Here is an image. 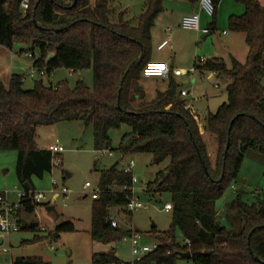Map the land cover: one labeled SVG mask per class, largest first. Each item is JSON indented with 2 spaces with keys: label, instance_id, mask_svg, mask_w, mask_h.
<instances>
[{
  "label": "trees",
  "instance_id": "trees-1",
  "mask_svg": "<svg viewBox=\"0 0 264 264\" xmlns=\"http://www.w3.org/2000/svg\"><path fill=\"white\" fill-rule=\"evenodd\" d=\"M23 1L0 0V46L12 49L16 41L29 43L33 66L39 71L92 67L94 73L93 88L80 80L74 88L65 82L36 81L32 89H24L19 74L12 75L8 87L0 85V151L17 152L16 176L23 187L25 182L31 185L24 187L27 193L34 191L33 177L43 178L53 170L51 152L36 143L38 127L81 121L91 126L96 150H112L110 131L128 126L118 148L123 156L150 153L155 165L169 159L144 192H168L172 197L171 229L157 235V249L138 264H177L182 258L179 252H191L193 264H264V190L255 192L251 203L241 194L236 196V228L227 224V218L220 220L216 205L238 175L245 153L256 149L264 154V7L260 2L235 0L245 6V12L229 18V29L245 34L249 50L244 63L233 59L228 68L223 60L212 58L194 65L201 72L213 71L231 80L228 101L207 114L202 126V117L186 107L172 76L168 89L158 92L152 102L144 100L137 85L151 61L152 28L165 0H145L140 13L131 19L126 10H116L112 0H76L74 6L75 0H28L27 9L22 8ZM212 1L214 21L209 34L216 30L220 0ZM137 99L141 102L135 103ZM203 128L217 137L214 165ZM132 184L133 172L116 167L101 172V194L92 204V240L107 243L119 229L111 226L110 210L124 208L131 191L112 187ZM37 205L26 196L18 214L33 213ZM37 227L26 229L37 231ZM75 230L71 220L55 228L57 237ZM176 231L182 243L176 241ZM12 264L42 263L37 257H20ZM92 264L130 262L111 250L94 253Z\"/></svg>",
  "mask_w": 264,
  "mask_h": 264
},
{
  "label": "rangeland",
  "instance_id": "rangeland-1",
  "mask_svg": "<svg viewBox=\"0 0 264 264\" xmlns=\"http://www.w3.org/2000/svg\"><path fill=\"white\" fill-rule=\"evenodd\" d=\"M143 2L144 0H112V6L116 10H126L129 16L127 18H133L138 15ZM177 2L165 0L164 7L169 3ZM180 31L177 41L170 42L162 50L154 51L153 60L164 57L167 60L174 59L180 67L186 65L185 59L193 51L194 40L188 30L180 29ZM217 33L218 31L205 39L203 38L205 34L200 35L198 45L195 47L197 51L199 48L203 50L202 46L205 49L211 45ZM12 49L16 53L14 59H11L10 53L6 55L4 47H0V71L4 69L5 64L6 66L12 64L13 68L18 67L16 70L10 68L12 70L10 72L23 75L24 89H32L36 81L52 83V85L65 82L74 88L81 80L89 88L94 86L92 67L76 71L59 67L51 73L44 68L45 75H42L38 69L33 71V57L25 54L30 52L29 43L16 41ZM35 54L37 57L38 51H35ZM196 56L197 59L202 57L201 50ZM188 70L194 72L193 76H187L185 78L187 80H183L181 86L191 90L186 99L192 109L201 117H205L210 113L209 111L215 113L221 104L228 101L227 77L222 75L223 78L213 76L212 79H208L210 75L208 71L195 70L194 66ZM1 84L8 87V79H3ZM128 131V126L111 130L112 154L100 155V152L94 148L91 126L86 127L81 121H64L38 127L36 143L39 148L47 149L50 144L59 142L64 147V151L55 155V161L58 160L59 165H55L51 173L45 174L43 178L33 177L34 191L44 192L45 199L37 205L33 213L23 211L22 222L18 228L5 236L3 247L9 251L0 256V264H12L13 260L20 257H37L42 264H92L94 253L111 250H114L121 259L131 261L130 237L133 232L140 235L142 244L151 246L157 244V235L171 229L172 212L165 211L164 207L167 203H171L172 197L168 192L147 194L144 188L147 183L155 180L158 171L168 165L169 159L160 165H155L150 153H135L123 157L118 148ZM214 145L212 143L209 148H214ZM16 157L15 151H0V190L12 191L15 187L22 188L15 172ZM131 160L135 162L132 171L136 179V183L133 184L134 197L139 198L143 206L133 212H127L122 207L112 208L110 215L118 222L119 229L111 233L107 243L94 241L90 234L94 202L91 191L99 185L102 171L112 168L116 162H118L116 169L123 170ZM212 163L215 164V155ZM86 182H90L92 188L85 189ZM63 188H66L68 193L63 194ZM112 189L120 190V187L113 186ZM262 190H264V154L256 149H250L245 153L238 175L217 201L220 220L223 217L227 218V224L232 223L236 228L237 208L233 206L236 196L241 194L244 201L251 203L253 194ZM55 193H59V196L54 198ZM9 200L11 202L16 200L14 193L9 194ZM52 204L61 216L57 221L46 211V207ZM126 215L131 216L130 223L126 221ZM66 220L74 222L76 230L60 233L57 237L56 225ZM31 225L43 226L46 231L26 229V226ZM36 236H39L40 240H34ZM176 241L179 243L183 241L178 231H176ZM5 258H8V261ZM177 264H193V262L191 259L178 258Z\"/></svg>",
  "mask_w": 264,
  "mask_h": 264
},
{
  "label": "crops",
  "instance_id": "crops-1",
  "mask_svg": "<svg viewBox=\"0 0 264 264\" xmlns=\"http://www.w3.org/2000/svg\"><path fill=\"white\" fill-rule=\"evenodd\" d=\"M91 1L93 2V0ZM176 1L178 2L169 3L167 5L168 7L167 6L164 7L163 12L158 15V17L155 20L154 26L152 28L150 59L152 61H162V62L168 63L171 68V75L168 79H161L158 77H144L141 75L140 79L137 81V85L141 87V89L143 90L145 94L144 100L147 102H152L155 99L158 92H164L168 89L169 84H170L169 80L171 76L179 84L178 93H180L182 90H188L190 92L191 90H189L188 88H183V86H181L183 84L181 82H183V80L184 81L187 80L185 78L187 76H191L194 73V72L191 73L190 70L188 69L195 65L196 60L198 58L196 55L197 53H200V50L202 52L203 58L207 60L212 59V58H219L223 60V62L227 65L228 68L231 67L233 59H236L239 62L244 63L248 55L249 48L246 43L245 34L232 32L229 29L230 16L243 15L245 12V6L243 4L236 2L235 0H220L217 6V11H216L217 13H216V18H215V27H216L215 32L218 31V33L215 36L214 40L212 41L211 45H208V47H205V49H204V46H202L201 48H203V50L199 48L198 51L195 48L196 45H198V39L200 35L205 34L203 37L204 39L207 38L209 35H211L209 34V28L212 22L214 21L213 17H209L206 14L201 13L200 30L199 31L188 30L190 37H192V39L194 40V46H193L194 48H193V51L189 53L188 58L185 59L186 65L184 67L178 66L177 61L175 62L173 58H172L173 60H167V58L162 57V59L153 60L152 55L154 51L162 50L163 48L168 46L170 42L173 43L174 41H177V37L179 33L181 32L180 29L183 30V28L181 27L182 18L194 12H199L200 10L198 0H196V2L194 3L191 2L190 0H173V2H176ZM258 1L264 7V0H258ZM144 2L141 4V9L143 7ZM141 9L139 8L138 10L139 13ZM169 28H171V30H168ZM0 47H4V46H0ZM175 47H176V42H175ZM4 48L6 50L4 51L6 52V55L10 53L11 59H14V56H16V53H14V50L9 49L7 47H4ZM33 63H34V60L32 62V66H33ZM10 68L16 70V68L18 67L13 68L12 64H10L9 66L8 65L6 66L5 64L4 69L0 71V85H3L1 84L3 79L4 80L8 79L10 83L11 77L12 75H14L13 72H10L12 71L10 70ZM32 69L35 70L36 68L33 66ZM208 74H210L208 76V79H212L213 76H215L216 78H223L220 74L213 72V71H208ZM19 75H22V74H19ZM226 82H227V85L230 84L231 80L229 77H227ZM187 97H180V98L184 100L192 109L191 104L186 99ZM139 102H141V99H137L135 103H139ZM193 112L195 111L193 110ZM196 114L199 115L198 113ZM203 118L204 117H202V123H201L202 126H204ZM202 137L207 145L208 154H209L211 162L213 161L214 155H215V161H216L217 152H218V141H217L216 134L207 130L206 128H203ZM212 143L215 144L214 148H212L213 150L209 148V145L211 147ZM16 162H17V157H16ZM15 172H16V167H15ZM55 197H57L56 193L54 195V198ZM18 217L21 223L22 218H23L22 213L20 215L18 214ZM221 220L225 221L224 217L221 218Z\"/></svg>",
  "mask_w": 264,
  "mask_h": 264
},
{
  "label": "built area",
  "instance_id": "built-area-1",
  "mask_svg": "<svg viewBox=\"0 0 264 264\" xmlns=\"http://www.w3.org/2000/svg\"><path fill=\"white\" fill-rule=\"evenodd\" d=\"M199 3V12H194L190 15H186L182 18L181 21V27L186 30H200V19H201V13L206 14L209 17H212L214 14V5L212 0H198ZM22 8L27 9L28 7V0H24L22 2ZM168 30H171L169 28ZM27 56L32 57L31 52L25 53ZM206 61L205 58L201 57L196 60V63L201 65ZM195 67V66H194ZM195 70L196 67H195ZM34 72L36 71L33 70ZM42 75H45V71H40ZM171 75V68L168 63L162 62V61H149L146 66L144 67L142 71V76L144 77H158L161 79H168ZM188 90H182L181 96L187 97L189 95ZM186 107L188 108L189 105L187 104ZM48 150L51 152L53 156V167L55 165H59V161H55V155H59L64 151V147L59 142H54L49 145ZM100 152V155H111L109 149H100L97 150ZM135 165L134 160L130 161V164L124 169L126 172H132L133 167ZM136 183V179L133 177V184ZM133 184L131 187L124 186L120 189V191H131V197L129 198V201L127 205L124 207V209L127 210V212H133L143 206V204L140 202L139 198L134 197V191H133ZM146 186V185H145ZM92 188V184L90 182H86L85 189ZM14 193L15 194V201L11 202L9 200V194ZM62 193L66 194L67 189L63 188ZM57 196H59V193H56ZM101 194V189L99 185L92 189L91 191V198L93 200H97ZM26 196H29L31 202L33 204H40L45 199V193L44 192H35V191H29L27 193L26 189L22 186L21 189L15 187L14 190H0V237H2V242L0 243V256L3 254H6L9 250L5 247H3L5 236L9 235L13 231H15L19 224L20 220L18 217L19 210L22 208V200L26 198ZM165 211L171 212L172 211V204L167 203L164 207ZM128 214V213H127ZM129 216V215H128ZM111 226L115 228H119L118 222L110 215L109 217ZM131 222V221H130ZM37 231H46L45 227H37ZM130 244H131V252H132V260L129 261L130 264H138L141 262L144 256L152 253L155 251L158 247V244L154 245H144L141 243V237L139 234L133 232L132 236L130 237ZM186 244H190V241L188 240ZM6 261H8V258H5ZM150 264H165V263H157L152 262Z\"/></svg>",
  "mask_w": 264,
  "mask_h": 264
},
{
  "label": "water",
  "instance_id": "water-1",
  "mask_svg": "<svg viewBox=\"0 0 264 264\" xmlns=\"http://www.w3.org/2000/svg\"><path fill=\"white\" fill-rule=\"evenodd\" d=\"M75 3H76V0L74 1V3H73L72 6H74ZM143 50H144V49H143V46H142V52H143ZM53 57H54V54L50 55V56L48 57V60H50V59L53 58ZM125 78H126V75H125L123 81L125 80ZM119 92L121 93V88H120V91H119ZM229 147H230V140H228V143H227L226 148H225V157H226V155H227V153H228ZM117 165H118V162L115 163V165L113 166V168L116 167ZM68 176H71V175L68 174ZM24 187L27 188V189H30V188H31V185H30L28 182H25V183H24ZM46 211H47V213H48L51 217H53V219H54L55 221H57V220L60 218V214L58 213V211H57L56 207L54 206V204L47 206V207H46ZM125 219H126V221H127L128 223H130V221H131V217H130V216H127V215H126V218H125ZM217 226H218V227L220 226V225H219V222H217ZM153 227H154V225H153ZM1 242H2V237H0V243H1ZM178 256H180V257H182V258H187V259H189V258H191V252H186V253L179 252V253H178Z\"/></svg>",
  "mask_w": 264,
  "mask_h": 264
}]
</instances>
